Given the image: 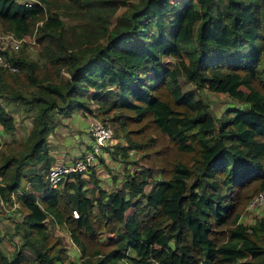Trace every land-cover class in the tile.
Returning a JSON list of instances; mask_svg holds the SVG:
<instances>
[{
    "label": "trees",
    "instance_id": "trees-1",
    "mask_svg": "<svg viewBox=\"0 0 264 264\" xmlns=\"http://www.w3.org/2000/svg\"><path fill=\"white\" fill-rule=\"evenodd\" d=\"M62 9L86 19L66 23ZM103 17L90 0H0L2 33H34L41 59L23 41L4 51L17 70L0 66L2 131L15 124L7 103L31 119L23 148L0 157V200L22 212L18 247H0V264H264V217L239 220L264 189V0H137L103 43L79 44L78 30L103 28ZM201 88L246 106L217 118ZM91 89L125 139L111 154L132 168L111 190L93 165L53 186L49 137ZM50 224L68 233L77 261Z\"/></svg>",
    "mask_w": 264,
    "mask_h": 264
},
{
    "label": "rangeland",
    "instance_id": "rangeland-1",
    "mask_svg": "<svg viewBox=\"0 0 264 264\" xmlns=\"http://www.w3.org/2000/svg\"><path fill=\"white\" fill-rule=\"evenodd\" d=\"M91 3L100 9L103 13V28L100 26L91 28H81L79 29V34L81 37H74L79 39V44H84L89 42L90 44L103 43L105 41V36L110 31H115L120 27L126 25V13L131 7V5L137 0H90ZM62 18L66 23L68 22H83L86 18L81 16L72 17L67 14L64 9H62ZM105 26V27H104ZM4 31L0 30V33ZM27 41V52L30 57L40 61V57L37 49V42L35 41V34L32 33L31 36H26ZM23 42V41H22ZM21 47V46H20ZM167 59V57H164ZM63 75L67 76L66 72H62ZM179 82L183 90L195 87L193 82L187 81L183 77H179ZM24 88H30L27 85H22ZM93 91L92 89L85 95L87 102L82 105L79 109L73 110L69 116H60V123L56 126L55 130L49 137L48 140V152L51 154L56 162H73L75 159L84 156L86 152L92 151L91 145H89V134L87 132L86 126L90 119L97 118L103 123V117L97 114L96 102L91 98ZM198 94L205 100L211 113L215 117H220L223 112L229 108L241 109L245 107V104L238 102L236 99L228 96L223 92H216L208 90L207 88H201L198 90ZM0 101L4 102L0 97ZM122 101H115V105H119ZM6 108L11 110L14 116L15 124L12 133L1 132L0 138V157L4 154L10 153L12 151L22 149L24 146L25 138L31 127V119L29 116L24 114L20 107L14 105L13 103H7ZM109 124V123H107ZM110 125V124H109ZM111 126V125H110ZM112 130L113 127L111 126ZM125 143V139L121 136H116L113 130V139L108 142L99 154H95L93 160V166L95 168V175L99 178V185L107 190L115 189L120 185L124 179V167L132 168V163H124L120 161L119 155L115 158L111 154V150L114 148L116 142ZM129 158L135 159L139 155L134 149L129 151ZM103 161H101V159ZM54 161V162H55ZM126 165V166H125ZM88 171L86 170L85 177L88 178ZM159 175L152 177V179L159 178ZM151 179V180H152ZM29 188V183L25 184ZM87 186H93L92 181L87 184ZM150 188V184L145 186V191L147 192ZM254 197V196H253ZM252 197V198H253ZM250 198V200L252 199ZM247 202L245 208L240 214L239 220L243 223L250 224L253 223L257 218L264 217V204L254 208H248ZM17 204L10 206L0 200V231L3 239L0 243L1 249L4 253L10 255L17 247L19 243L18 235L14 229V220L19 219L22 216V212L17 211ZM131 209H128L129 212ZM49 229L53 233L62 235L64 244L67 247L68 259L77 261L79 258V252L75 245L71 242L68 233L55 225H48ZM28 257H32L31 253L24 250Z\"/></svg>",
    "mask_w": 264,
    "mask_h": 264
},
{
    "label": "built area",
    "instance_id": "built-area-1",
    "mask_svg": "<svg viewBox=\"0 0 264 264\" xmlns=\"http://www.w3.org/2000/svg\"><path fill=\"white\" fill-rule=\"evenodd\" d=\"M27 1V0H26ZM25 38H17L11 33H0V66L7 70L15 71L17 66L13 65L5 56L4 51L8 50L13 55H16L22 41ZM89 134V145L92 147V151L86 152L84 156L75 159L73 162L61 163L54 162L45 176V179L49 181L51 185H56L57 181L64 176V174L71 170H86L88 165L93 164L95 154H99L108 142L113 139V130L110 125L103 123L97 118L90 119L86 126ZM1 125H0V138H1ZM264 204V189L260 190L250 200L248 208L258 207ZM73 215L77 216L76 210H73Z\"/></svg>",
    "mask_w": 264,
    "mask_h": 264
}]
</instances>
